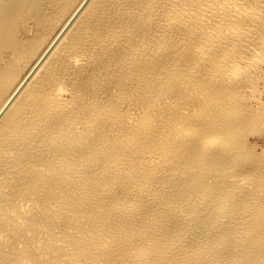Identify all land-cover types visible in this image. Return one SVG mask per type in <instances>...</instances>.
Wrapping results in <instances>:
<instances>
[{
    "label": "bare ground",
    "instance_id": "6f19581e",
    "mask_svg": "<svg viewBox=\"0 0 264 264\" xmlns=\"http://www.w3.org/2000/svg\"><path fill=\"white\" fill-rule=\"evenodd\" d=\"M239 1L0 0V264H123L124 255L151 264L152 253L165 264H216L210 240H264L260 182L242 183L264 151L238 141L260 121L240 97L264 69L254 58L264 0ZM153 142L170 154L178 193L165 206L172 222L143 231L148 212L137 204L155 203L149 194L160 191L125 183L117 170L138 177L115 155ZM245 152L259 161L247 164ZM104 171L136 200L118 205L126 217L114 226L101 199ZM146 174L167 182L161 168ZM187 231L200 250L165 238ZM239 251L230 264L261 258L249 246Z\"/></svg>",
    "mask_w": 264,
    "mask_h": 264
},
{
    "label": "rangeland",
    "instance_id": "374dc122",
    "mask_svg": "<svg viewBox=\"0 0 264 264\" xmlns=\"http://www.w3.org/2000/svg\"><path fill=\"white\" fill-rule=\"evenodd\" d=\"M239 1V0H238ZM240 4H251L249 3V1H239ZM243 2V3H242ZM247 2V3H244ZM263 50V51H261ZM259 51V50H258ZM257 52V55L259 57L260 55V59L256 56H254V58L256 60H254V63L256 61V65L258 66H262L264 68V45L262 48H260V52ZM255 53V52H254ZM253 54V53H251ZM262 54V55H261ZM263 57V58H262ZM237 59V58H236ZM239 61H241V63L243 64L245 62V60L239 59ZM263 61V62H262ZM258 62V63H257ZM263 63V64H262ZM191 65V64H190ZM198 66V65H197ZM262 69V68H261ZM262 75H260V74ZM257 75V80H258V84H255V80H256V75L254 76V80L252 81L253 86L249 83L250 81H248L245 85L247 86L246 89H244L241 92H245L243 96H246V94L248 96L247 99H249L252 96V99H250V102H248L249 100L245 99L243 96H241V103L242 104H246L249 105L248 103H251L250 105L254 104V108L256 113H259L260 115V121L259 124H255L254 127L252 125V127L247 128L246 130H244L246 134V137H239L240 139L238 141L240 142H246L250 145L254 144L255 146L257 145V149L259 151L262 150V152L264 151V126H262V124L264 123V106L262 107L260 104L262 103V105H264V69L262 71H259ZM260 75V76H258ZM260 77V78H259ZM263 78V79H262ZM256 80V81H257ZM254 82V83H253ZM263 83V85H262ZM256 85V87L258 86L260 89L257 88V90H259L257 92V90L254 88V86ZM245 86V87H246ZM256 90L254 91V89L250 92L252 87ZM250 87V89L248 88ZM248 90H249V94H248ZM254 92V94H253ZM255 92L257 93L256 96ZM260 94V95H259ZM251 95V96H250ZM250 96V97H249ZM256 99H254L253 98ZM213 97H217L215 95H213ZM243 98V99H242ZM259 98V100H258ZM212 99V98H211ZM252 100V101H251ZM259 102H258V101ZM261 100V101H260ZM261 102V103H260ZM257 105V106H256ZM259 105L262 107H259ZM259 107V109L257 108ZM258 109V110H257ZM262 111V112H261ZM231 112H234V110H231ZM263 113V114H262ZM261 122V123H260ZM263 127V128H262ZM254 128V129H252ZM257 129V130H256ZM263 129V130H262ZM204 132V131H203ZM248 136V137H247ZM242 140V141H241ZM246 140V141H245ZM248 140V142H247ZM116 143L118 145L119 148L123 147L125 142L121 141L119 139H116ZM130 143H133L130 142ZM235 144V142H233ZM263 147V148H262ZM163 149H159V147L157 146L156 142H153L152 145L151 144H146L142 151H138L137 154L135 155H129L127 153L124 152H117L115 156L122 158L123 160L127 161L129 163V165L131 166V172L133 174H135L138 177V180H136L134 178L133 175H128L125 172H121L118 171L120 174H118V176L120 177V175L125 174L127 175L126 178V182L125 183H129V182H136L137 181V185L136 186L137 189H142V191L140 192V194L143 193H147V188L150 184H155L158 189H159V193L157 194H149V196H151V200H156V202H148L146 203L145 201H140L137 205L142 207V210L139 213H144V212H148V220L143 222V226H142V230L144 231V229H146V231L148 230H154L156 229L159 225H161V223H170L172 222V213H174V208H167L165 207L166 205H168V203H170L173 198H174V193H178V188L175 185L174 182V178H175V171L174 170H169L171 169V164L170 162L167 161L168 157L170 156H164L163 154ZM249 152H245L246 155V160H247V164L251 165L252 163L258 162L259 160L252 156L251 158L248 157ZM264 154V153H262ZM131 157H135L137 159H132ZM178 159H173V161H177ZM264 155L262 156V164L259 167V169L253 173H255L254 175H252V177H244L242 179V183L243 184H249L251 186V189L255 190L258 186V182H260V190L259 193H257L258 199L256 200V202L254 203V206L262 208L263 209V213H264V186H262V184L264 183ZM150 162V168L146 169L145 168V164L146 162ZM205 163V162H202ZM203 165V164H202ZM159 168H161V172L165 173L166 178H167V182L166 183H160L158 180V176L157 174H152V175H147V172H155L157 171ZM213 171V167L207 171L206 173H204V175H202L203 177L207 178L211 172ZM107 178V173L102 172L100 175V180L103 179L105 180L104 182H102V187L100 188L102 191V195H104L107 198H101L105 205H106V213L107 215L105 216L106 221L111 225L114 226V224L122 219L123 217H126L123 213H122V208L120 206V209L118 208V205H124V206H128L129 202L131 201H136L135 198L132 195L131 199H127V197L125 196V192H124V187L127 188V186L125 185H120L118 180H111V179H106ZM153 180V183L150 182L149 180ZM99 180V181H100ZM118 181V182H117ZM262 182V184H261ZM122 186L120 188L117 189V193H115L114 191L116 190V187L118 186ZM218 188L217 186H214L211 188L210 190V195H213L217 192ZM232 190V189H230ZM229 190V192L231 193V191ZM200 193H196L194 195V197H199ZM207 196V195H204ZM234 197V199H236V195H232ZM232 197V198H233ZM166 210V211H165ZM191 211V208L187 209V212ZM126 215L128 217L130 216H134L133 213L127 214ZM136 215V214H135ZM160 216L159 218H156ZM153 217V218H152ZM161 217H165V219H161ZM154 220V221H153ZM112 223V224H111ZM184 228H186L184 226ZM183 228V230H184ZM70 229V228H69ZM65 233V231H62ZM160 232V230L158 231ZM157 232V233H158ZM196 231H187V236L184 237L182 240H172L170 236L165 237L166 239L170 240L171 242L174 243H183L182 247L184 246H188L190 245L195 251L200 250V247L197 245H193L192 243L194 241H196L198 235L195 234ZM212 232V231H210ZM214 233V232H213ZM212 233V234H213ZM44 237V236H42ZM237 237V233H231L230 235H228L226 239L227 243L223 242L222 240L215 238L213 240H210V252L212 250V248L216 247L218 250H216L214 252V254L212 255L215 259H216V264H230L231 261L233 262H237L238 259L241 257V251H239V247L241 246H249L251 248H254L255 250L261 251V258L257 261L256 264H264V240H258L254 243V245H250V240L251 238L249 236H245V237ZM210 238V237H209ZM218 239V240H217ZM45 239L41 240L44 241ZM228 240L231 241L230 243H228ZM132 251H136V249H133ZM152 253V252H151ZM151 257V264H165L166 262L161 258V255H154L153 253L150 254ZM123 264H126L127 262L129 264H138L137 262H133L131 259H128L126 255H124L123 257ZM165 262V263H164ZM80 264H85L84 260H81L79 262Z\"/></svg>",
    "mask_w": 264,
    "mask_h": 264
}]
</instances>
